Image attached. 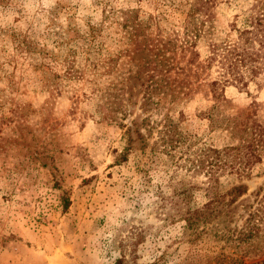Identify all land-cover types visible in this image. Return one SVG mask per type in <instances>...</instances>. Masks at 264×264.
<instances>
[{
    "label": "rangeland",
    "instance_id": "obj_1",
    "mask_svg": "<svg viewBox=\"0 0 264 264\" xmlns=\"http://www.w3.org/2000/svg\"><path fill=\"white\" fill-rule=\"evenodd\" d=\"M192 1L0 0V264H264V213L259 235L233 263L232 244L184 232L180 216L160 202L187 186L192 203L206 201L203 171L176 161L188 164V152L204 146L241 145V135L224 126L233 117L262 130L261 138L246 136L251 162L242 198L255 204L264 191V74L260 88L229 85L217 103L207 85L215 71L196 78L188 52L165 49L200 22L186 15ZM252 2L215 1L196 45L201 57L210 41L235 40L233 15ZM129 9L142 22V50L119 24ZM156 80L165 94L152 89ZM145 92L153 102L144 103ZM166 116L184 135L175 157L135 144L116 162L126 146L121 124ZM221 181L225 189L239 177Z\"/></svg>",
    "mask_w": 264,
    "mask_h": 264
},
{
    "label": "trees",
    "instance_id": "obj_2",
    "mask_svg": "<svg viewBox=\"0 0 264 264\" xmlns=\"http://www.w3.org/2000/svg\"><path fill=\"white\" fill-rule=\"evenodd\" d=\"M215 1L193 0L186 4L185 6L188 7L186 15L200 16V22L184 32L180 43L167 41L164 46L167 51L175 52L178 48L183 53L188 52L189 57L186 63L194 66L193 75L196 78L203 72L206 77H210L211 72L215 71V76L209 78L207 85L213 98L217 103H220L225 99L224 90L229 85H235L241 89H247L251 83L256 84L258 88L261 86L259 75L264 74V0H253L250 6L233 15L229 24L236 36L233 42L210 41L201 57L196 45L205 34L210 7ZM135 12L130 9L121 11L122 17L119 24L124 30L126 38L134 43V50H139L144 48L145 44L139 38L143 26ZM169 58L173 59L172 56ZM163 61L165 62V59ZM164 62L162 66L160 64L158 73L167 72L168 70H165L164 67L172 66L169 61L167 64ZM176 67L178 66L176 65ZM179 68L182 69V67ZM137 77L139 76L137 75L135 78ZM155 83L157 86L152 89L158 90L160 95L165 94L162 84H159L157 80ZM172 91L173 88L171 89L173 96ZM143 98L145 99L144 103L153 102L151 92H145ZM242 122L244 123L243 127L240 126ZM121 125L125 128L126 146L116 156V162L125 160L135 144L144 152L145 148L149 146V152L152 155L162 152L175 157L177 149L184 141L183 133L175 129L177 124L171 116H166L159 121L143 117L140 122L132 121L130 125ZM224 126L230 129L231 133L241 135V145L223 148L204 146L191 153L188 152L183 160L188 161V164L176 161L178 165L185 166L192 173L203 171L205 180L202 188L207 198L206 201L200 205L192 203V187L187 186V188H175L173 194L167 197L161 194L160 202L168 204L169 209L180 216L184 222V232L195 236L212 233L217 238H223L227 243L232 244L236 249L235 254L238 256L231 257L230 260L233 263H241L242 254L239 252L244 243L259 235L260 221L263 219L264 213V191L255 193L254 204L253 201L242 198L247 193L248 186L241 180L249 175L250 142L256 137L261 138L262 130L258 124L248 123V120L243 121L238 117L228 118ZM249 134L253 135L252 140L246 137ZM150 137H153L151 144H149ZM182 154L183 151L179 157ZM225 174L237 175L239 182L222 189L221 177ZM240 209L246 213L244 217L239 212ZM237 218H243L242 225L232 227L231 224ZM120 261V259L116 260L115 264H120Z\"/></svg>",
    "mask_w": 264,
    "mask_h": 264
}]
</instances>
